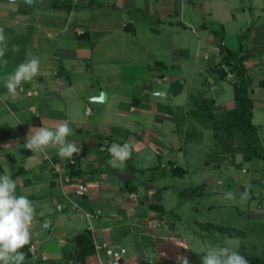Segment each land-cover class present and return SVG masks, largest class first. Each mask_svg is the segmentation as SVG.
Masks as SVG:
<instances>
[{"label":"crops","instance_id":"0c3cea01","mask_svg":"<svg viewBox=\"0 0 264 264\" xmlns=\"http://www.w3.org/2000/svg\"><path fill=\"white\" fill-rule=\"evenodd\" d=\"M70 1L80 8L43 10L0 0V26L9 37L8 65L0 69V94L5 91L6 75L18 64L32 56L41 60L40 74L24 83L17 97L4 99L0 95V175L10 173L17 180V194L33 201L37 212L31 227L34 252L25 264H109L108 251L118 247L127 251L121 264H176L178 255L186 256L189 264H200L193 258L188 240L176 227V220L165 216L172 211H167L164 205L172 202L174 206V195L189 189L184 185L179 192L176 189L179 182L175 179L189 174L188 168L181 166L185 156L179 158L178 154L185 152L187 131L193 125L189 122L184 127L188 130H184L182 142L180 137L166 139L168 135L161 120L174 123L176 118L170 106L150 100L153 90L149 79L155 77L158 83L170 84L176 80L168 72L155 68L167 71V65L155 60L152 52L153 36H160L161 30L140 21L155 14L159 23L187 27L181 18L183 0ZM209 1L213 0L203 2ZM187 2L203 4L200 0ZM253 10L250 6V12ZM178 21L183 25L177 24ZM233 39L236 48H228L236 50L238 39ZM252 40L254 45L249 41L246 46L253 57L245 65L252 80L250 97L254 110V96L264 92V40L261 43ZM12 44L20 46L18 53L11 52ZM257 49L261 51L255 52ZM252 70L254 73L250 75L248 71ZM203 74L204 83L211 82L206 67ZM210 91L218 96L222 89L218 83ZM101 94L103 100H96ZM210 99L224 109L234 107L232 100L220 103L213 96ZM145 119L153 121L151 128L146 127L142 133L129 132L139 125V120ZM59 121H68L74 133L69 140L80 144L81 152L74 154V163L60 158L55 149L41 156L23 147L31 127ZM217 140L222 147L210 148V153L218 151L219 158L214 155L215 159L226 167L249 164L253 176L249 185L241 184L242 190L250 194L247 187L254 189L256 194L249 199L261 197L264 201L263 161L249 157V150L236 143L233 149L226 138ZM128 141L135 143L133 153L137 156H142L145 149L156 155L157 164L136 168L131 157L119 168L106 165L109 147ZM231 151L237 160L229 156ZM141 160L139 157L138 162ZM129 163L133 175L121 183L116 175L127 173ZM172 166L182 167L186 175L172 176L169 173ZM140 169L148 171L149 178L135 182L133 178ZM241 171L246 173L247 169L241 166ZM220 181L217 179L215 183ZM136 183L143 188L141 192ZM78 184L87 187L85 194H76ZM127 184L135 189L129 191ZM257 207L261 209L262 204ZM87 214L92 217L87 218ZM83 233L89 234L92 249L81 259V248L75 238ZM103 244H107V249H97ZM149 252L154 254V259L146 262Z\"/></svg>","mask_w":264,"mask_h":264},{"label":"rangeland","instance_id":"374dc122","mask_svg":"<svg viewBox=\"0 0 264 264\" xmlns=\"http://www.w3.org/2000/svg\"><path fill=\"white\" fill-rule=\"evenodd\" d=\"M162 6L165 7V3ZM250 6L255 9L253 13L250 12ZM262 6L264 7L262 0H213L203 2L201 5L198 3L190 4L187 0H183L181 18L187 27L159 23L155 14L150 19L143 18L141 20L140 18L142 23L149 22L154 30H161L160 36H153L154 40L151 43L154 48H152V52L155 60L162 61L167 65V71L160 67L155 68L159 72H162V70L168 72L167 74L176 80V82L170 84L167 82L158 83L155 77L149 79L153 90L150 100L170 106L176 118L174 123H171L170 120H168L169 122L165 119L161 120L164 133L168 135L166 139L180 137L182 142L183 136L185 137L184 130H188L187 128V130L184 129L187 123L190 122L194 128L189 127L190 131H187L185 152L178 154L179 158L182 155L185 156V159L181 161V166L188 168L189 174L183 178L178 177L175 179L179 182L176 188L179 192L183 191L181 186L184 185L188 186L189 189L183 191L181 195H174V206L172 202L164 205L167 211H172L166 212L165 216L169 220H176V227L182 231L188 240L193 258L200 264H202L201 255H203L204 248L210 245L233 247L245 256L248 264H264L263 198L258 197L250 200L251 195L256 194V192H254V189L252 191L251 188L247 187L251 193L245 201L242 202L240 199L241 193H243L241 184L249 185L253 176L250 165L242 162L243 165L231 166L229 164L230 166L226 167L224 163H219L214 156H217L218 151L216 150L217 152L212 154L208 150L222 147L220 141L214 137L210 125L194 124L191 121L193 119L191 109L196 111L194 103L203 97L211 98L213 96L220 103L233 101V89L228 81L219 83L222 91H219L221 94L218 93V96L213 94L212 91L214 90L210 91L208 83H204L206 80V76L203 74L204 68L210 64V61H217L219 54L218 40L201 26L203 24L211 26L212 23H220L225 29L226 39L230 37L238 39L239 34L246 27L252 25V33L248 34L244 43L251 41L250 45H254L252 39H255V43H261L264 40V14H262L264 10H261ZM256 9L261 11L259 12ZM140 21L138 24L142 28ZM233 38L226 41L229 44L227 46L236 48ZM260 49L255 52L261 51ZM248 72L251 75L254 70ZM172 89L176 91L174 90L173 93ZM154 92H159L161 95L154 96ZM254 97L252 123L258 129L264 149V92L261 91ZM91 103L95 105L97 102ZM122 106L124 107V103H122ZM125 106L128 108L127 104ZM131 117L136 118L134 115ZM150 120H139V125L132 128V131L129 129V132L142 133L146 127L151 128L153 121ZM122 132L124 133V130ZM199 132H201L200 135ZM230 144L233 149L236 148L235 142L230 141ZM230 155H233L234 159L237 160L235 152L232 153L231 151ZM139 157L142 159L141 162H138ZM217 157L219 158V156ZM132 159L136 168L154 166L158 161V157L152 155L147 149L143 150L142 156L133 153ZM262 165L264 168V162H262ZM241 166L247 169L246 173H242ZM141 170L140 172L137 171L133 181L149 178L148 171L142 172ZM209 179H212V182H209ZM217 179L221 180L220 183H215ZM260 182L262 183V181ZM137 186L138 191L141 192L143 188ZM257 186L260 187L261 185L257 183ZM227 191L235 193V200L230 201L224 198ZM259 204H262L261 209L257 207ZM206 224L233 227L242 233L230 238L216 230L206 229Z\"/></svg>","mask_w":264,"mask_h":264},{"label":"clouds","instance_id":"9594fccd","mask_svg":"<svg viewBox=\"0 0 264 264\" xmlns=\"http://www.w3.org/2000/svg\"><path fill=\"white\" fill-rule=\"evenodd\" d=\"M15 3V0H11ZM9 51V37L5 33L3 26H0V69H6L8 59L6 53ZM20 46L11 45V52L18 53ZM41 60L32 56L16 66L14 71L6 75L4 83L5 91L0 94L4 99H11L20 94L21 86L31 82L40 74ZM154 96L161 93L154 92ZM40 127H31L26 136L23 147L31 151L34 155L46 156L49 149H55L57 155L74 163V154L81 152L80 144L70 141L73 136V129L68 121H59L53 124L42 122ZM135 143L132 141L113 143L108 152L110 158L106 160V165L111 168H119L131 159ZM17 180L13 179L10 173L0 175V264H25L26 246L31 251V227L37 215L35 203L27 196L17 194ZM248 192L241 193V201L248 198ZM226 200H235V193L228 191L225 193ZM178 247L185 248L183 245ZM186 249V248H185ZM154 259V254L149 252L145 256L146 262ZM202 264H248L245 256L239 250L226 245L207 246L201 255ZM176 264H189L186 256L178 255Z\"/></svg>","mask_w":264,"mask_h":264},{"label":"trees","instance_id":"16d2710c","mask_svg":"<svg viewBox=\"0 0 264 264\" xmlns=\"http://www.w3.org/2000/svg\"><path fill=\"white\" fill-rule=\"evenodd\" d=\"M189 1L194 2L197 0ZM200 1L203 2L205 0ZM51 7L53 9L68 11L80 8L70 0H52ZM177 24L183 25L180 21ZM201 27L208 30L218 40L217 48L219 59L213 62L210 61V64L206 67L211 77V82L208 81L207 83L210 87H213L222 81H228L233 89L234 107L224 109L221 106H217L213 99L203 97L194 103L196 111H192L191 109V116L195 121L209 122L216 139L226 138L227 140L233 141L236 145L249 150V157L253 156L264 162L262 141L257 127L252 123L253 103L250 97L252 80L247 73L245 65L253 57V53L250 52L244 43L248 34L251 33L252 25L239 34V46L236 50L228 48L225 41V29L222 24L212 23L211 26L203 24ZM135 101L138 102L140 99H135ZM169 173L172 176H184L187 171L182 167L172 166ZM134 189L135 186H128L129 191H133ZM205 228L208 230H216L229 237L238 236L242 233L233 227L214 224H206ZM75 242L81 248L80 258L84 259L92 249L89 234L83 233L78 235L75 238ZM28 247L26 246L24 249L26 259L30 256Z\"/></svg>","mask_w":264,"mask_h":264},{"label":"water","instance_id":"95a60500","mask_svg":"<svg viewBox=\"0 0 264 264\" xmlns=\"http://www.w3.org/2000/svg\"><path fill=\"white\" fill-rule=\"evenodd\" d=\"M7 1L11 2V0H7ZM15 3L22 4L30 8H39L43 10H47L51 7V0H15ZM103 98H104V94H101L100 97L97 98L96 100L101 101L103 100ZM132 175H133L132 165L129 164V169L127 173L117 174L116 177L121 183H125L128 179L131 178Z\"/></svg>","mask_w":264,"mask_h":264},{"label":"built area","instance_id":"2783aa9c","mask_svg":"<svg viewBox=\"0 0 264 264\" xmlns=\"http://www.w3.org/2000/svg\"><path fill=\"white\" fill-rule=\"evenodd\" d=\"M86 113L87 114L90 113V109L89 108L86 109ZM68 180L69 179H67V181ZM75 192L78 195L85 194L87 192V187L85 185H83V184H78V185H76ZM86 217L90 218V217H92V215L91 214H87ZM30 247H31L30 253H33L34 252V247L33 246H30ZM107 247H108L107 244H103L101 246H98L97 249H99V250L100 249H107ZM108 252H109V254L111 256L109 264H121V259L126 254L127 251L123 247H118L116 249L109 250Z\"/></svg>","mask_w":264,"mask_h":264}]
</instances>
